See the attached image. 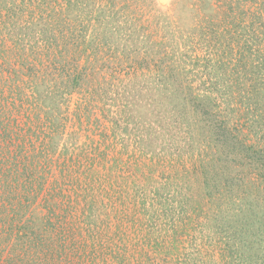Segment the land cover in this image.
<instances>
[{"label": "rangeland", "instance_id": "374dc122", "mask_svg": "<svg viewBox=\"0 0 264 264\" xmlns=\"http://www.w3.org/2000/svg\"><path fill=\"white\" fill-rule=\"evenodd\" d=\"M0 264H264V0H0Z\"/></svg>", "mask_w": 264, "mask_h": 264}]
</instances>
